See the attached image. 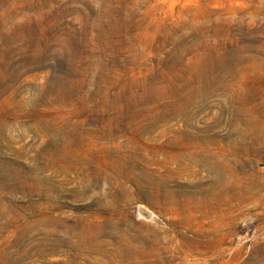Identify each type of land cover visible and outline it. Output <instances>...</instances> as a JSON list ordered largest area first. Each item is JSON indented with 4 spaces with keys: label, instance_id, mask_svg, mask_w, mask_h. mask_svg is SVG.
<instances>
[{
    "label": "rangeland",
    "instance_id": "rangeland-1",
    "mask_svg": "<svg viewBox=\"0 0 264 264\" xmlns=\"http://www.w3.org/2000/svg\"><path fill=\"white\" fill-rule=\"evenodd\" d=\"M0 264H264V0H0Z\"/></svg>",
    "mask_w": 264,
    "mask_h": 264
}]
</instances>
